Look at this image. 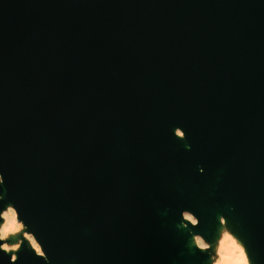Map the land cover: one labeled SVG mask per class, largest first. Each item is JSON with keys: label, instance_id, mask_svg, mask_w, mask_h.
Here are the masks:
<instances>
[{"label": "water", "instance_id": "obj_1", "mask_svg": "<svg viewBox=\"0 0 264 264\" xmlns=\"http://www.w3.org/2000/svg\"><path fill=\"white\" fill-rule=\"evenodd\" d=\"M7 203L0 264H202L184 211L264 264V0H0Z\"/></svg>", "mask_w": 264, "mask_h": 264}, {"label": "bare ground", "instance_id": "obj_2", "mask_svg": "<svg viewBox=\"0 0 264 264\" xmlns=\"http://www.w3.org/2000/svg\"><path fill=\"white\" fill-rule=\"evenodd\" d=\"M175 133L179 137L182 136V132L177 128L175 129ZM16 219H18L16 210L10 203H7L0 212V247L6 252H9V247L4 244L3 240H9L10 242L16 240L13 227ZM185 221L194 224L196 218L190 212L184 211L183 221L179 224V228L188 233L187 246L192 252L196 249L207 254V259L204 260L202 264H251L250 257L247 253L248 250L243 242L238 240L237 243L231 236L226 234L224 230L226 220L221 213H216L215 215V242L212 241L214 243H211L212 245L201 235L191 232V230L187 228ZM24 239L36 254L43 255L40 244L31 233L26 234ZM206 247H210L208 248L210 251L212 249L216 251V258L211 256L213 250L209 254V251L207 252L205 249ZM11 256L12 259L15 257L14 254Z\"/></svg>", "mask_w": 264, "mask_h": 264}, {"label": "rangeland", "instance_id": "obj_3", "mask_svg": "<svg viewBox=\"0 0 264 264\" xmlns=\"http://www.w3.org/2000/svg\"><path fill=\"white\" fill-rule=\"evenodd\" d=\"M226 225V226H225ZM225 225H224V230H225V232H226V234L227 235H229V236H231V238L235 241V242H237L238 243V240H241L242 242H243V244H244V246H246L245 245V243H244V241H243V239L242 238H239L238 236H237V234L235 233V231L233 230V228L230 226V225H228L227 224V222L225 221ZM14 233H15V238H16V240L15 241H13V242H10L9 240H3L4 241V244L7 246V247H9V251L11 252V253H13L14 254V256H15V251L19 248V244H20V242H21V240L22 239H24V236L26 235V234H30V232H28V231H26V227H25V225L23 224V222L22 221H20V220H18V219H16L15 220V222H14ZM25 240V239H24ZM215 239H214V237L210 240V241H208V243L210 244V245H212L211 243H213V242H215L214 241ZM213 241V242H212ZM27 242V241H26ZM214 244V243H213ZM208 248H210V247H206L205 249H206V251L208 252L209 251V254L211 253V251L213 250H209ZM248 253V252H247ZM216 251L215 250H213V252L211 253V256L212 257H214V258H216ZM249 255V254H248ZM250 257V256H249ZM14 259V258H13ZM250 262H251V264L253 263L252 262V260H251V258H250Z\"/></svg>", "mask_w": 264, "mask_h": 264}]
</instances>
